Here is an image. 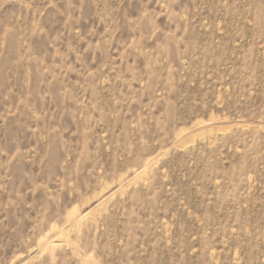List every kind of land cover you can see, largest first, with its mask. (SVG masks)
Returning a JSON list of instances; mask_svg holds the SVG:
<instances>
[{
	"label": "rangeland",
	"instance_id": "1",
	"mask_svg": "<svg viewBox=\"0 0 264 264\" xmlns=\"http://www.w3.org/2000/svg\"><path fill=\"white\" fill-rule=\"evenodd\" d=\"M0 264H264V0H0Z\"/></svg>",
	"mask_w": 264,
	"mask_h": 264
}]
</instances>
